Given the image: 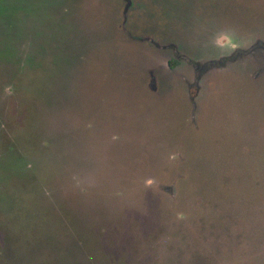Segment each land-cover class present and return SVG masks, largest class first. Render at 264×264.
Here are the masks:
<instances>
[{"label": "rangeland", "instance_id": "1", "mask_svg": "<svg viewBox=\"0 0 264 264\" xmlns=\"http://www.w3.org/2000/svg\"><path fill=\"white\" fill-rule=\"evenodd\" d=\"M0 264H264V0H0Z\"/></svg>", "mask_w": 264, "mask_h": 264}]
</instances>
